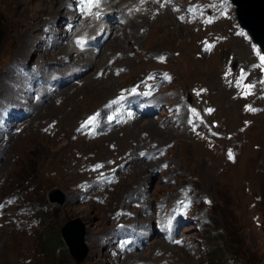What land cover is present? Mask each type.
Returning <instances> with one entry per match:
<instances>
[{"label":"rangeland","instance_id":"obj_1","mask_svg":"<svg viewBox=\"0 0 264 264\" xmlns=\"http://www.w3.org/2000/svg\"><path fill=\"white\" fill-rule=\"evenodd\" d=\"M17 1L0 0V69L29 59L34 64L0 76V108L17 99L9 114L23 113V121L11 119L0 133V264H75L60 235L73 220L85 229L83 264H210L215 250L226 264H264V107L254 108L264 103V66L248 36L241 33L251 45L236 28V7H229L231 20L221 0H181L178 8L166 5L159 12L145 7L135 12L136 3L117 10L110 5L119 0H112L107 10L124 11L127 18L110 25L109 40L94 56L78 55L76 43L68 41L78 29L62 39L66 3L58 6L60 17L49 19L54 14L41 12L37 0ZM210 5L214 14L206 17L203 9ZM186 8L190 13L183 17ZM39 12V22L33 23ZM56 24L62 34H47L45 41L55 57L38 53L47 54L41 64L53 65L40 69L33 55L38 40L25 38L26 27L39 35ZM94 29L88 19L77 41ZM213 37L207 50L202 40L210 45ZM52 43L58 47L50 52ZM72 55L101 60L108 68L59 66ZM67 66L73 68L63 70ZM83 71L50 98L38 94L56 76L52 90L59 77L70 80ZM156 71L170 81L155 85ZM30 87L37 92L26 93ZM129 87L136 88L135 110L128 108L132 99L125 107L114 100L124 98L121 90ZM20 89L23 95L16 96ZM154 90H162L161 102ZM252 94L256 103L246 97ZM94 111L98 114L89 123ZM16 130L22 131L14 135ZM173 209L175 222L170 221ZM138 217L143 222H135ZM128 220L152 224L161 234L166 229L159 223L170 225L175 244L156 237L142 248L138 239L147 238L133 233L127 238V229H133ZM44 235L51 243L58 237L53 252L39 242ZM110 235L114 244L108 247ZM115 252H122L121 258Z\"/></svg>","mask_w":264,"mask_h":264},{"label":"bare ground","instance_id":"obj_2","mask_svg":"<svg viewBox=\"0 0 264 264\" xmlns=\"http://www.w3.org/2000/svg\"><path fill=\"white\" fill-rule=\"evenodd\" d=\"M19 1V0H18ZM17 1V2H18ZM22 1H24V2H28V1H30V0H22ZM39 3H40V5H42V7H41V9H40V11L41 12H46V13H53L54 14V17L53 16H50L49 15V19H55V18H58V17H60V12H59V10H58V6H63V5H65V3H66V1L67 0H37ZM200 1H202V2H204L205 0H200ZM133 2V0H120V2L117 4V6L115 7V8H117V10H119V8H120V5H121V9H122V6H124L125 4H130V3H132ZM25 5V4H24ZM110 5V4H109ZM31 6H32V4H31ZM168 8L169 9H172L171 7H169L168 6ZM167 8V9H168ZM65 9H67V7H65ZM123 10V9H122ZM37 11H39V10H37ZM36 11V12H37ZM112 11V10H111ZM116 11V10H115ZM41 12H39V16H38V14H36V15H34L33 17H31V21L33 22V23H38L39 21V18L41 17ZM124 12V11H123ZM122 11H120V12H118V11H116V13H115V15H120V19L124 16L125 17V19L127 18V16H125L124 15V13H123ZM31 14V13H30ZM127 14V13H126ZM160 15V14H159ZM159 15H156L155 17H157V16H159ZM192 14H190V16H191ZM66 17L67 18H69V17H72L73 18V22L74 23H76L79 19H80V14H78L77 12H76V10H74V12L73 11H71V10H68V13H67V15H66ZM30 18V17H29ZM43 21V20H42ZM124 20H122V22H123ZM44 23H46V20H44L43 21ZM116 23H117V21H115ZM43 23V24H44ZM49 23V22H48ZM47 23V26L49 25ZM46 25V24H45ZM31 28L32 27H30V26H27L26 27V31H25V38L26 39H28L29 40V37H31V36H33V38L34 39H37L38 40V45H36V50H35V54H33L34 56H36L37 57V62H35V63H37V64H39V65H41L40 66V69H42L43 68V66H46V67H48L47 68V70L50 68L49 66H51V65H53V64H48L47 62L46 63H40L41 62V60H39V59H41L40 57H42V58H44L47 54H48V52H47V46L48 45H46L45 44V41H46V35L48 34L49 36H51V37H53L54 35H53V32L54 33H56V32H58V34L57 35H59V34H62L61 33V31L59 30V24H56V26H52V30H50V31H48L47 33H46V31L45 30H43V32H42V30H41V33L39 34V35H36L34 32H32V30H31ZM35 28V27H34ZM132 28H133V26H132ZM36 29V28H35ZM110 29H112V28H110ZM31 30V31H30ZM37 30V29H36ZM40 31V30H39ZM109 35H111L110 34V32H109ZM39 36V37H38ZM69 37V32L67 31L66 33H64V36L62 35V39L63 40H65L66 38H68ZM136 37V36H135ZM44 38V39H43ZM109 38L110 37H108V39H107V41L109 40ZM136 39V38H135ZM29 45V44H28ZM66 45L64 44V46L63 47H65ZM105 45H103V47H104ZM55 47H58L57 46V44H55V43H52V45H51V47H50V52L53 50V49H55ZM102 47V48H103ZM102 50V49H101ZM101 50H100V52L99 53H101ZM38 53H47V54H43V55H38ZM29 56H30V58H32V55H30V53H29ZM73 56V57H72ZM72 56H66L64 59L62 58V60L63 61H59V66H61V65H65V64H68V63H72V66L73 67H76V66H83L84 67V63L86 64L85 66L87 67V66H89V68H102V67H104V66H106V68H108L107 67V63L105 62V63H103V62H101V60H98V61H95V62H92L90 59H86L84 56H82L81 58H82V60H80V58L79 59H76V58H74V55H72ZM205 56V55H204ZM50 57H55V56H52V55H50V54H48V57L47 58H50ZM46 58V59H47ZM191 60V59H190ZM82 62V63H81ZM165 62L167 63V60L165 59ZM53 63H58V62H56V61H53ZM34 64V63H33ZM33 64H31V60L29 59V60H26L25 61V63L23 64V65H21V62L19 63V64H16L15 65V62L11 65V66H7L6 68H5V70H3L2 71V69H0V76L2 75L3 76V74H8V73H12L13 71L15 72V71H17V70H23L24 68H31V66L33 65ZM115 65V64H114ZM113 65V66H114ZM71 66V65H70ZM64 67V66H63ZM32 70H35V69H32ZM33 72V71H32ZM56 72H58V71H56ZM37 74H39V72H36ZM110 73V72H109ZM108 73V74H109ZM33 75H35V73H32ZM30 76V75H29ZM59 77V76H58ZM4 79H6L7 80V78H4ZM26 79V78H25ZM33 79V78H32ZM5 80V81H6ZM49 80V79H48ZM24 81V80H23ZM49 82L50 81H45V85L47 86L48 84H49ZM6 84V83H5ZM24 85V84H23ZM70 85V84H69ZM66 87V86H65ZM234 89H236V90H238L237 92H236V95H238V93L240 92L241 93V90H239V84L236 86V88H234ZM253 89V88H252ZM59 91H61L60 89H59ZM30 93V94H34L35 92H37V91H35V88L34 87H30V89H28V90H26V93ZM40 93H45L46 95H47V90H46V88H45V86L41 89V91H39L38 92V94H40ZM56 93V92H55ZM2 95V93L0 94V96ZM23 95V90L22 89H20V92L18 91L17 92V95L16 96H22ZM45 95V96H46ZM44 96V97H45ZM141 96H143V100H150V98L148 97V96H146L145 98H144V95H141ZM241 96H242V94H241ZM47 97V96H46ZM246 97H248V98H251V100H252V102L253 103H256L257 102V100L256 99H253L254 97H255V95H248V96H246ZM48 98H50V96L48 97ZM1 99V98H0ZM30 100L32 99L31 97L29 98ZM135 99H137V97H135ZM30 100H28V102L30 101ZM8 101H10V102H13L14 103V105H17V99H11V100H8ZM240 101V100H239ZM264 101V100H263ZM241 102V101H240ZM1 104H3V106H4V102H3V100L0 102ZM36 104H38V105H43L42 103H40V102H36ZM262 107H264V103L262 102V103H260V104H258L257 106H255L254 108H255V110H257L258 108H262ZM5 131H0V133L1 134H3ZM24 143V142H23ZM173 221H174V219H172ZM119 235H123V233L122 234H119ZM129 236H130V234H128ZM129 236H127V238H129ZM120 238L122 237V236H119ZM123 237H125L124 235H123ZM113 238H115V237H113ZM100 243V242H99ZM99 243H96V247H98V246H102V244L100 245ZM94 244V243H93ZM134 244H135V242H134ZM133 244V245H134ZM137 244V243H136ZM135 247V246H134ZM125 251H127L126 249H125ZM131 257H129V259H130Z\"/></svg>","mask_w":264,"mask_h":264},{"label":"water","instance_id":"obj_3","mask_svg":"<svg viewBox=\"0 0 264 264\" xmlns=\"http://www.w3.org/2000/svg\"><path fill=\"white\" fill-rule=\"evenodd\" d=\"M231 1L236 7L239 26L247 32L254 43L261 47L264 53V0ZM51 201H54L52 196ZM60 235L75 264H83L87 250L84 245L85 229L81 222L79 220L67 222L60 229Z\"/></svg>","mask_w":264,"mask_h":264},{"label":"trees","instance_id":"obj_4","mask_svg":"<svg viewBox=\"0 0 264 264\" xmlns=\"http://www.w3.org/2000/svg\"><path fill=\"white\" fill-rule=\"evenodd\" d=\"M211 236H213V235H211ZM44 237H45V235L44 236H42L41 238H40V240H39V242L41 243V245H47L48 246V249H46V251H48V252H53V250H54V246L53 245H55V244H57L58 243V237H55V240H54V242H49V241H46V240H44ZM56 242V243H55ZM44 243V244H43ZM46 247V246H45ZM217 249V248H216ZM231 250H233L231 247H229V252L231 251ZM212 252V251H211ZM214 252H217V254H215ZM214 253V254H213ZM234 253H237V249L235 250V252ZM213 254V258L210 260V264H226V260L221 256V254H220V251L219 250H215V251H213L212 253H211V255ZM210 255V257H212Z\"/></svg>","mask_w":264,"mask_h":264},{"label":"snow or ice","instance_id":"obj_5","mask_svg":"<svg viewBox=\"0 0 264 264\" xmlns=\"http://www.w3.org/2000/svg\"><path fill=\"white\" fill-rule=\"evenodd\" d=\"M260 59H261V64H262V66H264V56L260 57ZM251 88H252V85H247L248 94H250V90H251ZM249 110H251V109H249ZM209 111H211V110H209ZM92 119H93V118H90L89 123L92 122Z\"/></svg>","mask_w":264,"mask_h":264}]
</instances>
